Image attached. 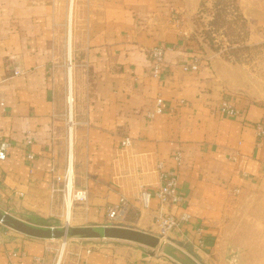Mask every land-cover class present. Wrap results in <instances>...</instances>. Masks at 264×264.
Wrapping results in <instances>:
<instances>
[{
  "label": "crops",
  "instance_id": "obj_1",
  "mask_svg": "<svg viewBox=\"0 0 264 264\" xmlns=\"http://www.w3.org/2000/svg\"><path fill=\"white\" fill-rule=\"evenodd\" d=\"M199 2L0 0V140L10 143L0 161V207L22 212L16 218L33 225L61 227L40 208L44 195L58 191L55 176L65 165L61 115L69 84L68 33L82 66L74 80L77 122L74 144L73 130L68 133L64 217H71L75 177L76 188L86 192L76 226H103L107 236H69L70 250L57 264H202L216 252L227 226L228 197L264 195V132L258 131L264 129V74L251 62L228 61L208 47L198 53L185 44ZM237 5L245 19L257 21L263 37L264 0H237ZM154 46L165 49L159 77L152 76L145 52ZM194 59L197 70H182ZM15 68L20 72L14 74ZM157 97L162 111L149 117ZM222 98L241 115H222ZM175 150L182 153L177 191L183 201L166 210L190 218L161 241L153 221L157 199L142 207L139 198L143 189L159 185L158 161L174 167ZM121 196L128 210L112 224L106 209ZM117 230L129 233L117 236ZM53 241L0 223V264H56Z\"/></svg>",
  "mask_w": 264,
  "mask_h": 264
},
{
  "label": "rangeland",
  "instance_id": "obj_2",
  "mask_svg": "<svg viewBox=\"0 0 264 264\" xmlns=\"http://www.w3.org/2000/svg\"><path fill=\"white\" fill-rule=\"evenodd\" d=\"M200 1L204 2V6L199 8L198 5L196 11L191 15L190 21L193 30L188 36L184 37L185 44L190 42L191 45L195 46V50L198 53L203 52L204 49L208 47L218 52L228 61L237 63L251 62L254 71L264 74V36L262 37L256 29L257 21L242 17L240 12L235 8L234 0ZM215 1H217L216 3L222 2V7L220 5V7L217 6L216 9H214L213 5ZM220 8H223L221 12L222 15L217 16L213 24H209L212 12H217L218 14L220 13ZM236 11L237 13H235ZM171 17L173 20L178 19L173 16ZM71 27V30H73L74 19L72 20ZM208 42H211L213 49L208 46ZM67 44L70 45V52H68V54ZM69 54L71 68H69V70L66 69L69 84L66 82V93L61 115L67 146L62 175L67 168L68 124H66V122L72 116L74 122L72 126L73 144L77 122L75 108V72H77V69L82 68V66H79L80 57L76 56L73 49L72 33H68L65 40V59L67 65V56ZM71 84L73 89L71 88ZM67 88L68 93L70 89L71 96L67 94ZM66 96H69L68 102ZM69 109L71 110L70 113ZM73 167L75 176L74 161ZM71 174L73 178V172H71ZM72 184V189L73 187L76 188L75 177L73 178ZM56 187L59 189L53 195H44L45 205L40 208V212L51 216V218L56 221V223L53 222L54 224L59 225L61 221H65L67 227H76L80 218L81 203L79 201H72L71 217H64L66 198H63V182H58ZM3 210L7 211L8 214L12 216L21 217L22 212L20 211L14 212L6 207H0V212L3 213ZM226 223L227 226L221 232L220 243L217 246L216 252L209 253L208 256L204 257L203 261L205 263L202 264H214V260L217 264H264V195L245 192H234L231 194L228 197L226 205ZM63 238L64 237L57 238V240L55 239V241L52 242L55 247L53 253L54 263H56L57 259L58 262H60V260L63 261L70 250V244L68 243L70 241L69 236H66L67 243L61 246ZM142 242L145 243L144 241ZM179 248L187 251L182 245H179Z\"/></svg>",
  "mask_w": 264,
  "mask_h": 264
},
{
  "label": "built area",
  "instance_id": "obj_3",
  "mask_svg": "<svg viewBox=\"0 0 264 264\" xmlns=\"http://www.w3.org/2000/svg\"><path fill=\"white\" fill-rule=\"evenodd\" d=\"M164 47L161 46H154L147 48L145 50L148 58L151 61V72L153 77H159L162 68L164 66ZM68 58V65L66 64V69L69 70L71 68V61H70V54L67 56ZM199 68V62L194 59L188 64H182V70H197ZM20 70L17 68L14 69V74L19 73ZM67 98V96H66ZM3 105V100L0 99V106ZM162 111V99L157 97L155 100V107L148 114L149 117H153L155 114H159ZM218 111L224 115L229 117L240 116L241 110L232 104L226 98H222L219 106ZM68 124V132L69 128L74 125L73 121L66 122ZM73 128V127H72ZM258 131L260 133L264 132L263 127H258ZM31 141L28 140V143ZM123 147L129 145V139L124 138L122 140ZM10 149V143L7 140H0V161H3L7 158L8 152ZM238 152L235 151L233 159L236 158ZM27 158L29 160L33 159V154L29 152L27 154ZM171 158L174 162V167L172 168H165L163 161H158L157 167L159 169V185L152 189H143L140 193V203L142 207H148L151 201V198H156L158 201V209L156 210V214L154 216V225H155V235L161 241L168 240L170 234L176 229L180 223L186 222L190 218V214L182 213L180 216H174L166 210L167 206L170 205H178L182 203L183 198L179 195L177 191V183H178V176H177V168L181 165L182 162V153L180 150H175L171 154ZM54 168L52 167V170ZM66 171L65 173L60 176L56 175L55 180L57 182H63V198L65 199L67 196V179H66ZM72 201H84L86 199V192L85 190L77 189L73 187L72 189ZM69 195V193H68ZM128 210V202L125 197L121 196L118 202L110 204L106 209V215L110 223L112 224H119V222L123 219L125 214ZM4 213H8L4 211ZM2 223V222H0ZM68 224V223H67ZM61 226H67L65 221H61ZM67 238L64 237L61 242V246H64L67 243Z\"/></svg>",
  "mask_w": 264,
  "mask_h": 264
},
{
  "label": "water",
  "instance_id": "obj_4",
  "mask_svg": "<svg viewBox=\"0 0 264 264\" xmlns=\"http://www.w3.org/2000/svg\"><path fill=\"white\" fill-rule=\"evenodd\" d=\"M0 222L4 223L5 225L9 226L10 228L26 234L32 237H38L43 239H57L60 237L66 236H75L79 235L82 237H105L107 236V232L105 227H43L30 224L25 222L19 218L13 217L8 213L0 212ZM132 234L138 240H142L146 243H150L145 239L146 235L139 232V231H132ZM154 245V242L151 243Z\"/></svg>",
  "mask_w": 264,
  "mask_h": 264
},
{
  "label": "trees",
  "instance_id": "obj_5",
  "mask_svg": "<svg viewBox=\"0 0 264 264\" xmlns=\"http://www.w3.org/2000/svg\"><path fill=\"white\" fill-rule=\"evenodd\" d=\"M217 1H215V3H214V9H216V7L217 6H219L220 7V5H221V3L222 2H218V3H216ZM234 4H235V8L239 11V8H238V5H237V0H234ZM204 6V2L203 1H200L199 2V8L200 7H203ZM221 7H222V5H221ZM216 11V10H215ZM223 11V8H220L219 9V12L220 13H218L217 14V12H212V16H211V19L209 20V24H213L214 23V20L216 19V17L217 16H219V15H222L221 14V12ZM235 13H237V11L235 12ZM241 14V13H240ZM243 17V16H242ZM209 39V38H208ZM209 41V40H208ZM208 46L210 47V48H212V44H211V42H208ZM213 49V48H212ZM127 233H129V232H126L125 230H117L116 231V235L117 236H124V235H127ZM145 239L147 240V236L145 237Z\"/></svg>",
  "mask_w": 264,
  "mask_h": 264
},
{
  "label": "bare ground",
  "instance_id": "obj_6",
  "mask_svg": "<svg viewBox=\"0 0 264 264\" xmlns=\"http://www.w3.org/2000/svg\"><path fill=\"white\" fill-rule=\"evenodd\" d=\"M67 102H68V97H67ZM70 120L73 121V120H72V116L69 118V121H70ZM68 133H70V134L72 133V127L69 128V132H68ZM66 179H67V171H66Z\"/></svg>",
  "mask_w": 264,
  "mask_h": 264
}]
</instances>
